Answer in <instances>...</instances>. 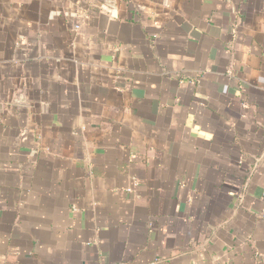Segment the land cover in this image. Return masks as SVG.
<instances>
[{"label": "crops", "instance_id": "crops-1", "mask_svg": "<svg viewBox=\"0 0 264 264\" xmlns=\"http://www.w3.org/2000/svg\"><path fill=\"white\" fill-rule=\"evenodd\" d=\"M0 264H264V0H0Z\"/></svg>", "mask_w": 264, "mask_h": 264}]
</instances>
